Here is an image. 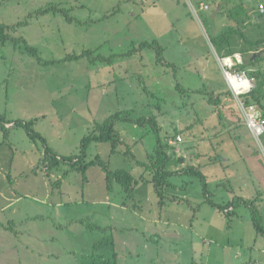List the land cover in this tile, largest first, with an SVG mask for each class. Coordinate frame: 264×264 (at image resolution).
Masks as SVG:
<instances>
[{
    "label": "rangeland",
    "instance_id": "374dc122",
    "mask_svg": "<svg viewBox=\"0 0 264 264\" xmlns=\"http://www.w3.org/2000/svg\"><path fill=\"white\" fill-rule=\"evenodd\" d=\"M156 1L158 7L144 10L143 3L131 7L128 0H0L1 22L19 24L11 36L23 37L38 50L36 57L17 40L0 42V115L13 126L4 136L0 124V192L11 186L17 193L12 197H21L4 209L7 203L0 194V221L5 223L0 227V264H264V237L255 231L244 203L235 205L227 216L206 202L199 178L178 174L171 181L180 186L181 181L189 182L187 193L170 189L161 205L149 182L151 174L136 163L149 161L155 150L150 127L119 122L122 142L117 153L111 155L108 142H94L87 151L88 161L100 154L111 169L144 176L134 197L127 196L116 181L109 190L99 166L88 169L87 181L66 165L47 169L43 142L31 140L24 127H14L18 120L34 121V129L55 153L75 156L93 125L119 111L134 118L155 115L164 141L179 134L184 139L187 134L188 139L194 131L203 138L204 122L215 124L228 114H241L230 90L224 92L226 106L209 103L211 92L205 87L198 93H181L175 79L184 83V73L158 64L156 49L124 54L143 41L156 40L166 60L181 67L188 64L187 74L197 71L204 57L207 70H212L216 59L208 36L240 26L246 38L264 37V11L260 10L264 0H183V6L194 7L200 18L190 22L186 33L173 21V9L165 10L169 2ZM198 1L209 9L200 10ZM50 4L70 10L73 20L61 13L35 14ZM234 48L249 51L237 55L244 69H236L250 76L260 73L254 87L263 93L264 104V46L251 47L235 33ZM84 52L79 60H65ZM98 55L113 59L97 60ZM256 56L261 60L250 64ZM152 78H158L159 84ZM197 80L193 88L207 82ZM222 95L216 92L213 97L222 101ZM238 138L241 154L260 153L264 167V135L262 145L250 134ZM184 149L190 147L184 144ZM186 160L198 165L195 152ZM245 160L237 162L244 170L239 179L216 167V177L208 180V198L222 205L231 203L234 195L256 198L264 219V168L253 173L244 168L250 164ZM244 179L250 181L247 187ZM58 200L64 204L55 205Z\"/></svg>",
    "mask_w": 264,
    "mask_h": 264
},
{
    "label": "trees",
    "instance_id": "16d2710c",
    "mask_svg": "<svg viewBox=\"0 0 264 264\" xmlns=\"http://www.w3.org/2000/svg\"><path fill=\"white\" fill-rule=\"evenodd\" d=\"M48 13H61L63 14L68 21H72L73 18L70 16V10L61 8L59 5L50 4L45 7H41L38 9L37 13L35 14L37 16H41ZM28 20L24 22V24H27ZM22 25V23H21ZM19 24H5L1 22L0 20V42L6 43L9 40L15 41L17 40L18 43L24 44L26 47V51L29 52L31 55H34L38 57V50L34 47H31L27 44V41L23 38H13L11 36V31L14 30ZM240 26L237 27L235 30H227L226 32L222 34H217L213 37H211V40L213 42V45L215 46L217 52L219 54H225V55H234L235 53H238L234 48V36L235 33H239L245 42L248 43L251 47H258L263 45L264 46V37L258 38L256 40H251L248 37L246 38L244 33L242 31H239ZM146 48H154L157 51V59L156 62L158 64L167 65L170 67H174L175 65L163 56V50L164 48L160 45L158 41H143L137 45L136 48L128 51L125 53V56H130L135 52H140L143 49ZM243 49L242 53L245 54L249 51H244ZM86 53H91L90 50L86 51ZM85 52L81 55H69L65 58V60L70 59H77L79 60L86 54ZM241 53V51L239 52ZM241 53V54H242ZM95 59L97 60H104V61H111L112 57H104L102 55L95 56ZM261 57H254L250 60V64H255V61H260ZM240 69H244V65L240 63V65H237ZM255 78L260 76V73L253 72V75ZM144 85V83H143ZM176 88L181 92L185 93L186 90L184 87L180 84H176ZM227 92H230L229 90ZM210 96L208 98L209 103L212 105H219L221 103L220 97H213L214 93H209ZM226 96V95H225ZM242 99L246 103H255L260 107L264 108L263 104V93L261 92L258 87H254V89L245 94L242 95ZM124 111H119L116 113H113L107 119L100 124H94L93 128L90 130V132L85 135L81 140V150L79 155L75 156H62L57 153H55L47 144L46 138L38 131H36L33 127L34 121H22L18 120L14 122V127L16 126H22L26 130L29 138L33 141L41 140L45 146V154L43 163L47 164V169L50 170L59 167L61 165H66L70 167V170H75L80 172L83 175L84 181L88 180L87 177V171L91 166H99L103 172L106 174L107 182H108V189L110 190L112 188L113 182H118L121 187L123 188L124 192L129 197H134V193L136 190V186L138 185L139 181L144 180V176H141L140 178H136V176L129 170L126 169H111L109 162L104 160L100 154L96 155V157L92 160H87V151L89 146L94 142H108L111 145L110 153L115 154L118 151V147L122 142V138L120 136L119 130L117 129V124L119 122H130L136 126L140 127H150L152 132L154 133L156 137V147L152 154H150V160L149 161H142V160H136L137 164L144 168L146 172H149L151 174V180L149 181L152 183L153 188L159 197L161 205H164L166 202V199L169 195V187L173 186V183L171 182V178L178 174H187L189 176H195L197 178L202 179L203 184V190L204 195L206 199V202L210 204L213 207H216L221 212L226 213L227 216H231L230 211H228L230 206H235L237 204L244 203L246 207L249 208L252 218L253 227L255 228V231L262 235L264 237V220L262 213L259 209V207L256 205L254 200L251 199H245L243 197H234L233 201L231 203H228L227 205L218 204L215 201H213L211 198H208V195H210L209 191V185L206 180V175L202 172L200 167H194V166H186L184 168L180 169H174V166H177L178 164L182 163L184 161V158L174 159V152L169 153V149L171 150V146L169 145L168 141H164L162 137V127L160 126L157 117L155 115L150 116H141L138 118L131 117L130 115L125 116L123 113ZM264 114V113H263ZM8 123H12L11 121H8L4 115H0V124L1 129L4 132V136H6L9 132V127H7ZM133 158L136 159L135 156ZM169 188V189H168ZM210 197V196H209Z\"/></svg>",
    "mask_w": 264,
    "mask_h": 264
},
{
    "label": "crops",
    "instance_id": "0c3cea01",
    "mask_svg": "<svg viewBox=\"0 0 264 264\" xmlns=\"http://www.w3.org/2000/svg\"><path fill=\"white\" fill-rule=\"evenodd\" d=\"M128 2H129V4L132 3L131 7L136 6V5H140L143 3L144 8H145L144 10H146V9L149 10L151 7H158L159 6L158 2L156 0H139V1L138 0H128ZM165 3L169 4L165 7V10H168L170 8L173 9L175 14L172 15V19L176 23L178 21L179 28H181L182 33H186L188 31L187 27L189 26L191 21H194L195 17L198 20H200V18L198 17L196 9L194 7H193V9H191L189 7L188 8L184 7L186 2L183 0H164L162 4L164 5ZM149 5H150V7L148 8ZM151 5H153V6H151ZM197 5L199 6L200 10L209 9V5L207 3H205L204 1H198ZM206 5L208 6V8H204V6H206ZM168 14L171 15L169 12H168ZM215 35H217V34H215ZM208 41H209L210 47H211L212 52H213L215 59H216V63L214 64L215 66L212 68V70L211 69L207 70L208 69L207 59L205 57L203 59V64H201L198 67V69H196L197 71L190 72V74H187L188 71H187L186 67L188 66V64H184V66L181 67V66H178L175 62H171L175 65L176 72L184 73V75L182 76V78H184V80H183L184 83H181L179 80H177L178 78H176L175 80L177 83H180L184 87V89L186 90L185 94L187 92L198 93V91L203 90L204 87L208 92H214V93L220 92V93H222L223 95L221 96L222 97L221 106L222 105L226 106L227 101L225 100L226 98H225L224 92H226L229 89H228V86H227L226 81L224 79L223 65H222L221 59H222V57H226L229 55H225L224 53L219 54L217 52L215 46L213 45L211 37H209V36H208ZM239 54L242 55L241 53H239ZM168 61L170 62V60H168ZM161 65L166 66L167 68H171L170 66H167V65H163V64H161ZM189 71H192V70H189ZM128 73H130V72H128V69H126L125 74H127V76L129 77ZM151 73L149 74V77L153 76L155 78L154 73L153 74H151ZM192 74H193V79H190ZM200 74H203V77L206 79L207 82H205V84L201 82L202 86L200 87V89L193 88L194 85L193 86H191V85L195 84L193 82L198 81L197 78H199L200 81L204 80V78ZM188 75H190V76H188ZM128 77H127V79H128ZM158 78H156L155 80L152 78L156 84H159ZM122 81H123V83H125L126 80L122 79ZM169 82H171V81H169ZM189 87H192L193 89L189 88ZM232 97L235 98L234 96H232ZM229 104H230V101H229ZM230 109L235 111V109H233V108H230ZM224 118H225V120L220 119L219 120L220 122L215 123V124L213 123V121L204 122V124L200 130L201 133L203 130H206V131H203V134H201L203 136V138L197 137L199 135L195 131H194V133H192L193 134V140H191V137H192L191 133H190V136L188 137V139H187V134H185L186 135L185 139L183 138V136L181 134H179L183 138V141L179 144V151L175 152L172 148L171 149H172V152L175 153L174 157H177L178 159L184 158V161L182 163L178 164L177 166H174V169H179L180 166L200 167L202 172L206 175V180L208 183L209 177L211 175H212V178L216 177V172H217L216 167L224 169L223 172L225 171V169H228L230 175H232L235 179H239V177L241 175H243V172H244L243 169H240L241 167L239 166V163H237V162H240L241 159H243L244 161H246L245 159L248 160V162L250 164L246 165L244 168L248 169L249 171H252L253 173L259 172L260 170H262L264 168V167H262V165L260 163V160L263 159V158H261L260 153L252 154V153L247 152V154H241V149L239 148V144H238L239 143L238 137H240L241 135L250 134L252 137H254L257 140L255 135L252 133L250 128L247 126L243 113H241V114L237 113L236 117L228 114ZM7 125L9 126V128L13 127L12 123H8ZM207 132H210V136L205 135V134H207ZM259 142L262 145V140H260ZM184 144H185V146H189L190 149L185 150ZM189 152H191V153H189ZM193 152H195V156L198 157V160H197L198 165H197V163H194V164L192 163V165L186 164V162H187L186 159ZM255 156H257L258 158ZM206 160H208V161H206ZM184 175H187V174H182V175H178V176H180V178H182V176H184ZM11 180H12V178H11ZM200 180H201V182H203L202 179H200ZM260 180H261V178L259 177L258 181H260ZM179 181H181V180H179ZM248 181L249 180H245L244 182H242L244 187L248 186L247 183H250V181L249 182ZM181 182H182V186L175 185L174 182H172L173 186L170 187V189L171 190H177V189L180 190L181 189V191H183L184 194L187 193L186 189L190 183L186 182V181H181ZM151 185H152V183H151ZM208 185H209V183H208ZM202 186H203V184H202ZM10 187L11 186L5 188L4 191L0 192V194L3 193L1 195L3 196L4 200L7 203L4 206V209L6 207H13L14 204L12 206H11V204L14 201L21 199V197H19V198L12 197V196H16L17 193L14 192ZM175 188H177V189H175ZM239 188H240V185H239ZM239 192H241V191H239ZM109 193H108L107 197L105 198L107 201L110 200V194ZM232 193L234 195V193H236V191L233 190ZM237 196L238 195H234V197H237ZM234 197L232 198V201H233ZM239 197H243L245 199H250L249 197H247L245 195L244 196L241 195ZM255 199L256 198H254V200ZM255 203L258 207H260L261 204H258L257 200H255ZM54 204L57 206H60V205H63L64 202L62 200H58ZM1 209H3V208H1ZM234 210H235L234 206H230L228 209V211H230V212H234ZM260 211H262V210L260 209ZM194 212L196 214V211H193V213ZM8 221H10V220H8ZM4 225H5V223L0 221V227H3ZM191 226H192V224H191ZM60 228H62V226H60Z\"/></svg>",
    "mask_w": 264,
    "mask_h": 264
},
{
    "label": "built area",
    "instance_id": "2783aa9c",
    "mask_svg": "<svg viewBox=\"0 0 264 264\" xmlns=\"http://www.w3.org/2000/svg\"><path fill=\"white\" fill-rule=\"evenodd\" d=\"M204 8H208V6L206 5ZM260 10L264 11V5L260 6ZM237 55L240 54L235 53L234 55L222 57L221 60L224 79L228 89L239 103L247 126L250 128L255 137L260 140L264 135V114L257 104L246 103L242 99V95H245L254 89L256 78L254 76H250L245 70L236 69V66L242 63V58L239 60ZM182 141V136L177 135L173 139H169L168 143L175 152H178L179 144Z\"/></svg>",
    "mask_w": 264,
    "mask_h": 264
}]
</instances>
